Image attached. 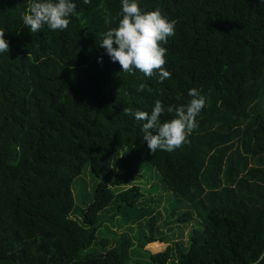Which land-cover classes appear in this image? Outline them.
<instances>
[{"label":"trees","instance_id":"1","mask_svg":"<svg viewBox=\"0 0 264 264\" xmlns=\"http://www.w3.org/2000/svg\"><path fill=\"white\" fill-rule=\"evenodd\" d=\"M31 2L0 0L10 45L0 53V264H129V233L113 244L98 237L111 204L150 217L142 249L164 243L153 235L158 215L141 205L146 163L161 177L154 191L163 186L190 205L175 220L201 225L188 247L146 251L153 263L254 264L264 253V0H138L142 11L160 8L176 21L162 43L171 73L163 83L123 72L100 47L122 19V0H73L66 30L36 33L21 19ZM193 88L206 97L198 128L174 151L152 154L145 121L123 109L150 113L159 99L165 122L175 115L167 107L186 105ZM121 152L112 185L124 190L98 183L79 223L74 180L87 164L102 178Z\"/></svg>","mask_w":264,"mask_h":264},{"label":"clouds","instance_id":"2","mask_svg":"<svg viewBox=\"0 0 264 264\" xmlns=\"http://www.w3.org/2000/svg\"><path fill=\"white\" fill-rule=\"evenodd\" d=\"M90 4L91 0H83ZM77 5L73 0H32L21 19L32 33L39 32L45 25L53 31L66 30L71 23L70 17L76 12ZM122 19L118 27L111 28L103 34L100 47L106 49L112 62H118L123 72L134 73L139 70L151 78L158 74V83L171 77L165 69L167 49L162 47L168 38L175 35L176 21H169L160 8L154 11L141 10L138 0H122ZM6 31L0 29V53L9 52V42L5 39ZM141 83L137 91H143ZM188 95L192 99L186 105L168 106L166 111L174 113V118L161 122L165 112L164 104L157 99L151 112L123 109V115L134 116L142 125L143 141L153 154L158 149L174 151L187 142L188 137L198 128L197 117L206 105V97L193 88ZM155 132V135L153 134ZM264 253L254 261L261 264Z\"/></svg>","mask_w":264,"mask_h":264},{"label":"rangeland","instance_id":"3","mask_svg":"<svg viewBox=\"0 0 264 264\" xmlns=\"http://www.w3.org/2000/svg\"><path fill=\"white\" fill-rule=\"evenodd\" d=\"M120 154V156L116 155L113 158L110 168L106 171L102 178H97L92 173L90 165L87 164L83 168L81 175L74 180L73 192L75 205L71 216L79 223H83V212L87 208L88 204L93 201L94 191L98 183L105 182L115 193L124 190L123 187H116L112 185V181L119 165V160L124 155L123 152ZM160 179L161 177L158 172L150 163L143 165L141 176L138 177V180H140L143 184L141 186V191L144 194V198L141 199V205H143V203H147L146 206L149 205V208L154 210L155 214L158 215L154 225L153 235L156 239L164 241V243L159 241L156 242L157 244H162L160 249L152 247L154 244H147L145 246L146 249L153 254L163 252L170 244L177 241L182 243L183 246L185 245L188 247L189 235L191 232L194 229H201V225L197 224L196 221L179 223L175 220L182 214L191 211L190 205L173 193L166 194L163 186H161L159 190L154 191L156 184H158V180ZM145 184L147 186H145ZM152 191L155 193L150 195ZM140 216L141 212L139 210H137V212H117L116 209H114V205L111 204L108 210L100 213V222L102 221L103 226L98 233V237L99 239H106L107 242L113 244L118 235L127 232L132 236L136 243L135 249L132 251V259L129 261V264H155L150 260L148 253L139 246V244L144 242V237L146 235L150 236L151 232V224L148 220L150 217L147 216L142 219ZM90 250L100 252L102 248L99 245H94ZM169 264L176 263L170 262Z\"/></svg>","mask_w":264,"mask_h":264},{"label":"crops","instance_id":"4","mask_svg":"<svg viewBox=\"0 0 264 264\" xmlns=\"http://www.w3.org/2000/svg\"><path fill=\"white\" fill-rule=\"evenodd\" d=\"M155 243H156V242L151 243V244H155ZM144 250L147 251L148 249H146V247H144ZM165 250H166V249H165ZM165 250H164V251H165ZM148 251H149V250H148ZM149 252H150V251H149Z\"/></svg>","mask_w":264,"mask_h":264}]
</instances>
